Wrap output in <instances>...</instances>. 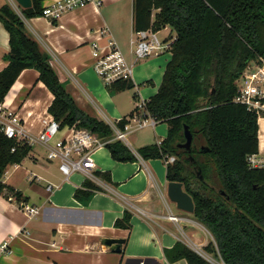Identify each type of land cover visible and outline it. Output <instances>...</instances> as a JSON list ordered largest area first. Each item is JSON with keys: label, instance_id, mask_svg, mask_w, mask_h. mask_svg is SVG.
<instances>
[{"label": "trees", "instance_id": "16d2710c", "mask_svg": "<svg viewBox=\"0 0 264 264\" xmlns=\"http://www.w3.org/2000/svg\"><path fill=\"white\" fill-rule=\"evenodd\" d=\"M31 1L32 7L23 10V15L28 19L42 16L45 0ZM0 22L10 38V51L4 57L8 65L0 72V100H5L24 70L35 69L54 96L48 109L54 120L109 141L106 148L113 160L137 162L122 142H110L109 125L78 106L47 54L28 36L22 18L8 5L0 8ZM165 26L176 33L172 57L157 94L145 109L168 125V137L138 153L145 161L175 157L167 165V180L181 183L192 197L194 218L212 233L216 245L207 249L218 259L224 264H264V168L249 163L259 152V116L234 101L243 71L264 57V0H134L136 32H158ZM134 87L131 81H116L108 89L113 93ZM127 124L124 118L117 125L124 130ZM185 126L192 134L187 149L180 147L186 143ZM31 151L32 147L16 144L0 133V194L22 208L28 199L5 184L4 178L7 168L21 164ZM96 175L111 182L107 174ZM97 190L86 180L74 197L86 201ZM130 222L131 215L126 213L115 226L130 229ZM164 253L170 263L184 259L188 264H210L180 242Z\"/></svg>", "mask_w": 264, "mask_h": 264}, {"label": "crops", "instance_id": "0c3cea01", "mask_svg": "<svg viewBox=\"0 0 264 264\" xmlns=\"http://www.w3.org/2000/svg\"><path fill=\"white\" fill-rule=\"evenodd\" d=\"M58 1L45 0L44 8ZM4 5L22 18L28 36L47 54L60 82L87 115L117 125L131 117L143 95L148 97L147 103L157 94L172 56L163 67L155 63L159 58L142 60L132 79L134 89L123 92L110 93L93 68L92 53L108 40H113L127 59L133 58L134 0H96L65 13L57 22L42 16L26 18L15 0H0V8ZM158 34L162 39L176 36L169 26ZM9 51V33L0 22V72L8 65L4 57ZM39 76L35 69L24 70L5 98L6 105L34 135L43 131L44 120L53 119L48 109L54 96ZM133 91V96L127 97L133 98L134 105L125 109L123 97ZM109 113L112 118L107 117ZM258 128L259 152L254 158L264 168V112L258 118ZM168 132V125L159 122L130 133L128 141L130 138L138 145L137 150L130 148L137 162H117L106 147L97 148L95 172L109 175L111 182L98 176L99 181L94 182L83 172L66 179L58 164L46 159L43 147H33L21 164L7 168L4 183L27 198V206L38 213L30 217L15 201L0 194V245L8 241L11 250L0 253V264H188L184 259L170 263L165 256L164 251L178 242L203 258L209 256L206 251L215 254L207 249L216 245L212 233L193 214L179 210L169 200L166 161H145L138 153L143 147L161 144ZM86 180L99 190L90 199L78 201L74 194ZM126 213L131 215V228L116 227L115 222ZM107 238L125 240L122 253L106 248L102 240Z\"/></svg>", "mask_w": 264, "mask_h": 264}, {"label": "built area", "instance_id": "2783aa9c", "mask_svg": "<svg viewBox=\"0 0 264 264\" xmlns=\"http://www.w3.org/2000/svg\"><path fill=\"white\" fill-rule=\"evenodd\" d=\"M96 0H60L43 9L42 17L52 22H57L65 13L83 7ZM176 37V36H175ZM175 37L159 38L153 29L135 32L132 44L135 46L133 58L127 59L113 40H108L103 47H96L92 53L93 68L106 86H111L116 81H131L136 64L142 60L159 57L165 54L172 56V46ZM237 96L235 103L244 105L248 111L260 116L264 112V57H258L250 62L237 81ZM146 101L143 99L136 106L135 112L128 118L124 130L118 125H112L113 139L131 147L128 135L149 127H155L159 122L145 109ZM44 129L34 135L29 132L18 115L6 105L5 100H0V133L16 144H25L30 147L41 146L46 151V159L56 162L60 172L68 179L72 174L83 172L89 179L98 182L95 172L97 167L94 153L97 148L106 147L109 141H103L87 129L78 128L77 125L62 126L61 123L51 119L44 120ZM16 147L12 149L15 151ZM175 157H169L166 164H173ZM252 167L262 168L263 163L254 156L249 158ZM52 186L48 187L51 190ZM30 215L35 216L38 211H32L28 206L23 207ZM171 219L178 220L171 216ZM0 253H11L9 242L0 245ZM205 259L213 264L215 260L209 256Z\"/></svg>", "mask_w": 264, "mask_h": 264}, {"label": "water", "instance_id": "95a60500", "mask_svg": "<svg viewBox=\"0 0 264 264\" xmlns=\"http://www.w3.org/2000/svg\"><path fill=\"white\" fill-rule=\"evenodd\" d=\"M22 9H29L32 7L31 0H15ZM184 137L186 140L185 146L188 147L192 141V134L188 127H184ZM168 198L169 200L176 204L177 208L183 212L193 214L195 210L194 201L192 197L186 193L183 189V185L177 182H171L168 185ZM103 245L110 249L112 252L120 254L122 253V246L125 244V240L122 239H103Z\"/></svg>", "mask_w": 264, "mask_h": 264}, {"label": "rangeland", "instance_id": "374dc122", "mask_svg": "<svg viewBox=\"0 0 264 264\" xmlns=\"http://www.w3.org/2000/svg\"><path fill=\"white\" fill-rule=\"evenodd\" d=\"M159 38H162V36L160 35ZM156 58H157V59L159 58L160 61H155V63H159V62H160L161 67H163L164 64L166 63V60L170 59V55H169V54H166V55L159 56V57H151V58H149V59H154V60H156ZM161 58H163V60H162ZM146 60H147V59H146ZM142 62H143V61H140L139 63L136 64V67H135V69H134V74H133L134 80H135V78H136V75H137L138 69H140V68L142 67V64H143ZM133 93H134V91H133L132 93H129V94L127 93V95H124L123 98H124V103H125V106H124L125 109H130V107H132V106L134 105V104H133V103H134L133 98H129V97H127V96L132 97V96H133ZM143 98H144V100L148 99V97L145 96V95H143ZM107 117L112 118L111 113L107 114ZM158 124H159V123H158ZM147 129H149V128H147ZM148 131H149V130H148ZM129 141L131 142V147L128 146L129 149L131 148V149H135V150H137L138 145L134 144V143L131 141L130 138H129ZM131 149H130V150H131ZM94 159H95V158H94ZM95 161H96V159H95ZM27 164H31L30 159H27ZM96 164H97V161H96ZM211 244H213V243H211ZM212 247H213V245H210V248H212ZM211 251H212V250H211ZM206 253H207V255L210 256V258H212L213 260H215V261H213V262H214L213 264H224L220 259H218V258L215 256V254H210V253H208L207 251H206Z\"/></svg>", "mask_w": 264, "mask_h": 264}, {"label": "flooded vegetation", "instance_id": "af4514ba", "mask_svg": "<svg viewBox=\"0 0 264 264\" xmlns=\"http://www.w3.org/2000/svg\"><path fill=\"white\" fill-rule=\"evenodd\" d=\"M180 147L183 148V149H187V147L185 146V144H182Z\"/></svg>", "mask_w": 264, "mask_h": 264}]
</instances>
